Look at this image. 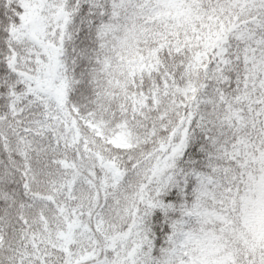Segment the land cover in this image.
<instances>
[{
	"label": "snow or ice",
	"instance_id": "snow-or-ice-1",
	"mask_svg": "<svg viewBox=\"0 0 264 264\" xmlns=\"http://www.w3.org/2000/svg\"><path fill=\"white\" fill-rule=\"evenodd\" d=\"M0 264H264V0H0Z\"/></svg>",
	"mask_w": 264,
	"mask_h": 264
}]
</instances>
